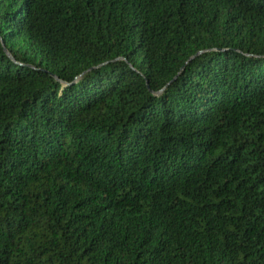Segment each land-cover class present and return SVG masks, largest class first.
<instances>
[{
	"label": "trees",
	"instance_id": "obj_1",
	"mask_svg": "<svg viewBox=\"0 0 264 264\" xmlns=\"http://www.w3.org/2000/svg\"><path fill=\"white\" fill-rule=\"evenodd\" d=\"M0 264H264V0H0Z\"/></svg>",
	"mask_w": 264,
	"mask_h": 264
}]
</instances>
